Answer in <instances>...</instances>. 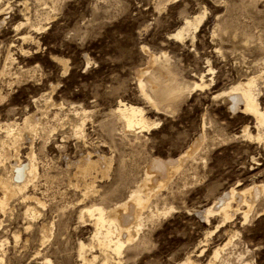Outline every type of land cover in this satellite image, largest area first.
<instances>
[{
    "label": "rangeland",
    "instance_id": "374dc122",
    "mask_svg": "<svg viewBox=\"0 0 264 264\" xmlns=\"http://www.w3.org/2000/svg\"><path fill=\"white\" fill-rule=\"evenodd\" d=\"M194 17L195 30L173 36ZM151 53L160 92L187 84L173 111L139 91ZM250 77L264 114V0H0V139L28 115L40 129L17 151L0 140V178L15 173V153L25 164L32 151L36 168L0 206V264H83L80 243L87 264H103L81 211L125 201L152 158H176L201 132L195 156L149 201L155 217L104 264H264V189L251 207L229 200L230 218L201 213L231 188L264 184V124L223 93ZM118 104L141 107L150 125L126 131ZM86 153L103 157L105 175L76 173Z\"/></svg>",
    "mask_w": 264,
    "mask_h": 264
},
{
    "label": "bare ground",
    "instance_id": "6f19581e",
    "mask_svg": "<svg viewBox=\"0 0 264 264\" xmlns=\"http://www.w3.org/2000/svg\"><path fill=\"white\" fill-rule=\"evenodd\" d=\"M200 21L201 17H194L191 20L186 19L184 25L177 30L173 36L176 38H182L185 31H188L190 28L195 30ZM154 56L152 53L149 54L147 67L136 70L138 88L141 95L153 107L157 109L161 107V109L170 111L173 109L174 103L182 97L181 95L187 88V84L169 82L166 85L169 88L168 92H160L159 90L161 88L159 80L156 78V75L151 73L153 69L152 65L159 61L158 58H155ZM167 69L168 68H166V70ZM143 75L146 76V80L142 79ZM195 86L199 87L200 85L198 84ZM254 87L255 78L250 77L245 81H240L231 85L228 89L223 91V93L231 99L233 109L237 108L238 103H241L244 107L243 111L251 113L258 124H264V114L259 110L254 98ZM113 111L114 114H116V118L122 122L126 131L131 132L136 128H147L150 125V123L144 118L142 108L139 106L118 104ZM37 130L40 131L38 120L33 114L28 115L23 119L22 124L7 125L4 131V137L0 140H9L12 147L16 148L17 151L19 141L31 140L32 135L39 132ZM77 132L80 134L81 130ZM204 140L205 135L201 132L193 139L187 149L180 153L176 158H152L145 169L144 176L136 184L135 189L132 190L133 192L131 191V194L125 201L119 204L117 203L109 208L90 205L81 211L82 217L84 214H87L88 217L94 219L95 232L93 235V243L90 247H97L103 252V264L110 262V257L108 256L110 251L114 254H118L123 244L132 243L135 240L144 221H150L152 217H155V214L151 211L146 212L148 204H150L149 201L160 190H158L159 187L167 186L168 181L180 170V168L182 169L186 160L195 156ZM5 145H7V142L1 143L0 157L5 156ZM75 163L77 166L76 173L81 177L90 174L92 170L100 171L103 175L107 173V165L103 163V157L100 155H98L96 160H92L89 153L81 154L80 159ZM10 165L15 173H8L5 178H0V190L2 192L0 206L2 209L11 197L18 193L20 194L27 184L36 176L32 151L28 154V161L25 164L20 161L17 153H15L13 164ZM86 186V191L88 193L94 189L93 182L89 184V187L88 185H85V187ZM263 189L264 184H252L251 186L238 191L231 188L229 191L222 194V196L215 199L211 207L203 209L201 212L203 214L202 216L208 214L211 210L214 211L216 209L223 219L230 218L234 211L230 209L231 203H229V200H236V197H238L241 203L246 204L247 207H251V205H253V198H257L261 194L263 195ZM246 195H249V198ZM84 246L83 243L79 244V255L83 259V264H87L86 256L83 255L82 252ZM189 264L196 263L189 261Z\"/></svg>",
    "mask_w": 264,
    "mask_h": 264
}]
</instances>
